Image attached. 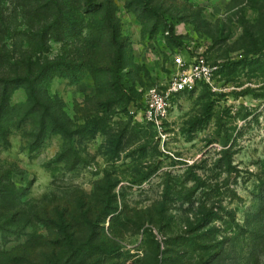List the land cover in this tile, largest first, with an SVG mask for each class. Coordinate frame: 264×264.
<instances>
[{
  "label": "rangeland",
  "instance_id": "1",
  "mask_svg": "<svg viewBox=\"0 0 264 264\" xmlns=\"http://www.w3.org/2000/svg\"><path fill=\"white\" fill-rule=\"evenodd\" d=\"M113 1L131 46L119 84L95 80L92 65L76 83L55 77L46 94L72 132L38 144L27 92L16 90L9 146H0V185L10 184L27 212L56 219L61 208L74 219L69 237L52 250L48 228L33 222L0 235V252L31 242L16 264H264V0ZM29 6L0 0V78L12 75L8 51H28L41 66L64 53L53 40L47 52L29 41L42 26ZM146 6L142 26L133 10ZM96 39L83 51L93 63L111 52ZM150 39L157 47L147 52ZM196 52L218 67L215 78L179 96L160 133L143 117L147 90L167 78L174 53ZM107 193L115 209L108 217ZM81 210L94 216L93 227L77 217Z\"/></svg>",
  "mask_w": 264,
  "mask_h": 264
},
{
  "label": "trees",
  "instance_id": "2",
  "mask_svg": "<svg viewBox=\"0 0 264 264\" xmlns=\"http://www.w3.org/2000/svg\"><path fill=\"white\" fill-rule=\"evenodd\" d=\"M29 2L31 5L29 6L30 12L40 16V23H42L37 31L36 29L32 30L29 41L36 42L38 51L47 52L48 44L53 40L64 45V53L61 57L52 62H47L43 66L39 63L40 59L34 60V56L30 55L28 51L16 55L14 50L5 54L6 57H11L10 59L13 60L12 75L7 78H0V146L5 147L9 146L7 136L11 127L10 102L16 90L23 88L27 92L30 106L27 118L30 115H36L38 123L36 144L44 140L48 134H62L67 138L72 132L70 121H67L61 111L54 105L56 100L47 96L46 86L48 83L55 77L68 79L76 83L82 76V69L92 65L95 67L92 72V75L96 78L95 80H97L98 74H101L105 76L106 84H119V74L127 67L129 55L131 54L129 40L122 37L121 24L116 17L117 7L113 0H29ZM131 7V4H128L126 8L131 9ZM150 11L151 9L146 6L141 13L135 9L133 13L137 16L140 24L144 26L150 20L145 17ZM153 11L155 12V10ZM155 17L156 15L153 16V18ZM151 25V35L156 34L158 22L155 21ZM173 31L174 28L170 27V32L166 31L165 33H168V35L173 34ZM96 35L102 37L101 41L104 38V42L108 43L111 52L106 58L96 60L93 63L86 60L87 53L84 54L83 51H88L90 46L91 48L97 46ZM150 42L155 43L150 39L146 42V46ZM68 45H71L69 50H67ZM91 51L89 50V53ZM27 118L17 121L14 124L15 127L19 128L22 123L27 121ZM107 195H109L108 199L103 200V212L108 217L114 213L115 209L111 206V195L109 193ZM18 197L17 192L10 184L7 186L0 185V235L2 238L6 237L7 233L20 234L27 225L33 222L43 223L48 228L52 235L49 240L45 239L44 242L52 250L56 248L55 242L61 235L69 237L67 226L74 219L63 216L64 214L60 211L61 208H56L53 212L56 219H52L47 213L40 215L41 212L39 211L27 212L18 203ZM65 215H67L66 210ZM21 217H24V219L19 220ZM77 217L80 219L86 218L89 228L93 227L94 216H89V212L82 214L81 210L77 213ZM33 219L36 221H33ZM4 226L15 227L16 231L11 232ZM37 240L35 239L36 242ZM69 242L71 243V241ZM31 246L32 243L28 242L11 252L1 251L0 264H16L17 261H25L23 252ZM84 255L87 257V253Z\"/></svg>",
  "mask_w": 264,
  "mask_h": 264
},
{
  "label": "built area",
  "instance_id": "3",
  "mask_svg": "<svg viewBox=\"0 0 264 264\" xmlns=\"http://www.w3.org/2000/svg\"><path fill=\"white\" fill-rule=\"evenodd\" d=\"M146 47L149 52L157 46L150 42ZM171 66L167 78L156 80L145 95L143 117L160 133L175 100L179 96L191 94L201 85H211L218 71V67L212 66L200 52L187 58L182 53H174Z\"/></svg>",
  "mask_w": 264,
  "mask_h": 264
}]
</instances>
